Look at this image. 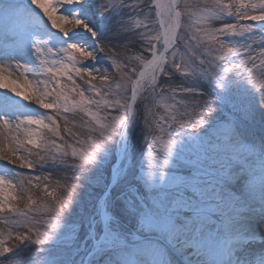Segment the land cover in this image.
<instances>
[{"label": "rangeland", "instance_id": "374dc122", "mask_svg": "<svg viewBox=\"0 0 264 264\" xmlns=\"http://www.w3.org/2000/svg\"><path fill=\"white\" fill-rule=\"evenodd\" d=\"M199 2L203 4V0ZM0 3L18 7L31 20L26 30L19 33L8 31L7 22L0 21V64L10 66L9 79L17 80L23 71L16 69V64L30 69L18 83L27 78L35 84L44 78L33 47L37 41H46L54 51L67 47L68 43L77 44L93 53V58L82 67L96 73H113L111 60L101 48L112 51L127 48L141 53L142 29L135 28V20L156 22L159 19L155 15L154 0L142 3L81 0L78 5H64L58 14L70 18L75 14L91 31L80 28L64 37L58 29L51 28L31 0H0ZM199 15L197 11L191 18L183 17L184 28L194 31L190 26ZM234 22L235 17L224 16L214 23L222 26ZM247 24L253 29L251 33L225 36L223 40L246 49V54L255 55L264 49V22L248 21ZM154 26L158 27V23ZM172 51L177 53L172 57V64L180 63L181 58L187 56L192 72L184 76L172 65H165L167 75L161 73L157 87L175 89L177 99L207 101L214 111L206 123L194 133L188 130L175 136L169 163L163 165L162 146L151 148L152 134L145 123L147 101L138 98L125 131L123 126L109 137L100 138L101 151L83 173L74 166L71 157L49 161L47 166H37L32 172L0 162V177L13 182L18 174L48 175L53 177V183L56 179L63 182L64 177H68L70 183L73 177L78 178L73 202L54 233L51 227L56 223L54 213H30L34 222L39 221L33 232H48L49 241L44 245L25 241L0 256V264H264V249L259 247L264 236L252 228L260 219L256 215L264 212L261 203L264 184L260 180L264 176V102L259 90L264 77L257 70L254 83L250 84L247 73H224L222 66L213 62V56L206 55L200 48H194L193 54H189L182 43L168 52L161 50L166 56ZM232 60L237 62L239 57ZM77 83L86 87L79 79ZM189 89L194 90L191 97L186 94ZM4 92L8 93L0 88V116L15 120L18 116L47 115L30 101ZM92 95L86 93V97ZM116 98L113 95L109 101ZM157 99L160 105L171 102L167 98ZM90 111L97 112V109L90 106ZM97 114L104 123L106 113L101 110ZM70 119L77 136L85 139L88 135L85 121H91V117L75 111ZM168 139L163 137L165 142ZM13 194L21 195L19 190ZM28 196L38 205L52 199L45 197L42 189H31L13 203L26 211ZM186 203L191 210L184 207ZM189 216L194 220L184 227ZM148 217L154 221L174 217L175 223L182 226L181 230L144 228L142 221ZM6 219L17 217L7 211L0 213V232L4 239L10 230L14 235L21 231L5 225ZM8 244L12 246L15 241L8 240Z\"/></svg>", "mask_w": 264, "mask_h": 264}, {"label": "snow or ice", "instance_id": "6c2138e0", "mask_svg": "<svg viewBox=\"0 0 264 264\" xmlns=\"http://www.w3.org/2000/svg\"><path fill=\"white\" fill-rule=\"evenodd\" d=\"M136 2L142 3L143 0ZM80 3L81 0H31V4L43 14L51 28L58 29L64 37H69L77 28L91 31L75 14L71 18L58 14L64 5ZM154 7L158 21L137 19L134 22L135 28L142 29L141 53L131 52L127 48L118 51L101 48L111 60L115 69L113 73H96L82 67L85 61L93 58V53L74 43H68L67 47L58 51L48 47L46 41L35 43L34 51L44 77L39 82L35 81V84L27 78L20 83L17 82L20 77H26L30 71L25 65L16 64V69L23 71L19 73L17 80H12L9 79L10 73H8L10 66L0 64V88L7 89L16 97H22L24 101H30L31 104L45 110L47 114L35 118L18 116L15 120L0 116V162L32 172L37 166L49 161L71 157L74 166L83 173L95 162L97 154L101 151L100 138H107L109 134L125 126L127 119L133 115L139 98L147 101L145 123L152 134L151 148L162 146L163 165H167L176 143L174 137L183 135L188 130L196 132L214 111L207 101L185 100L183 97L177 99L175 89L166 90L157 87L161 73L167 75L165 65H172L177 73L184 76L191 74L189 57H182L180 63L173 65L172 57L177 53L172 51L170 56L164 54L180 43L189 54H193L194 48H200L206 55L213 56V62H218L217 66H222L224 73L236 72L242 75L247 73L250 84L254 83L253 76L257 70L260 76L264 77V49L256 52L255 55L246 54V49L229 45L223 40L225 36H242L251 33L253 29L247 24L248 21L264 22V0H229V2L203 0V4L199 0H168L167 3L154 0ZM197 11L200 15L197 16L196 23L190 26L195 30L185 29L182 18L185 16L191 18ZM224 16L235 17V22L216 26L214 22ZM0 21L7 22L8 31L17 33L26 30L31 23L30 18L18 7L2 3H0ZM154 23H158V27L154 26ZM161 44L164 52L159 51L158 46ZM234 57H239V60L233 62ZM77 79L86 87L78 84ZM217 86H220L219 82ZM259 90L264 102V83L259 85ZM193 91L189 89L186 94L191 97ZM145 92L148 93L146 97L142 96ZM86 93L93 95L86 97ZM113 95L118 98L109 101V97ZM157 97L167 98L171 102L160 105L156 103L159 100ZM90 106H94L97 112L90 111ZM161 107L163 111L159 110ZM101 110L106 113L103 117L104 123L100 122L101 117L97 114ZM75 111L91 117V121H85L88 135L83 140L73 130L75 125L72 124L70 114ZM164 136L169 138L166 142L163 140ZM77 160L79 164L76 163ZM161 175L163 176V173ZM76 179L78 178L73 177L71 179L73 182L70 183L69 178L64 177L63 182L61 179H56L53 183V177L48 175L18 174V179L13 182L0 177V213L7 211L17 217V219H6L3 223L11 229H21L15 235L13 231H8L7 239L2 238L4 234L0 232V256L12 252L25 241L30 240L37 245H44L49 241L51 235L48 232L38 230L33 232L39 221L34 222V217L30 213L41 211L54 213L56 223L51 226L54 233L60 227L61 218L73 202L78 188ZM260 180L261 184H264V176H261ZM31 189L37 191L42 189L44 196L52 199L47 204L38 205L36 200L28 196L29 207L26 211L21 210L13 201L22 199ZM15 190H19L21 195H14ZM32 205L36 207L33 208ZM184 207H189L191 210L187 203ZM193 220L194 217L189 216L183 226L190 225ZM142 226L172 229L175 232H179L182 227L175 223L174 217L162 221H154L148 217L142 221ZM8 240L15 241V244L10 246Z\"/></svg>", "mask_w": 264, "mask_h": 264}, {"label": "bare ground", "instance_id": "6f19581e", "mask_svg": "<svg viewBox=\"0 0 264 264\" xmlns=\"http://www.w3.org/2000/svg\"><path fill=\"white\" fill-rule=\"evenodd\" d=\"M161 2L162 3H167V1L166 0H161ZM80 28H77V29H75L74 31H76V30H79ZM159 47V51L161 52V50H162V48H163V45L161 44V45H159L158 46ZM4 90L5 91H8L7 89H5L4 88ZM5 93V92H4ZM6 95H9V96H14L15 94H13V93H9V91H8V93H5ZM263 205H264V200L261 202ZM258 218H260L259 219V221H258V223L257 224H254L253 225V231H255V232H258V233H260V235H262V236H264V212L262 213V214H257L256 215ZM259 247H261L262 249H264V242L262 243V245H260Z\"/></svg>", "mask_w": 264, "mask_h": 264}, {"label": "water", "instance_id": "95a60500", "mask_svg": "<svg viewBox=\"0 0 264 264\" xmlns=\"http://www.w3.org/2000/svg\"><path fill=\"white\" fill-rule=\"evenodd\" d=\"M127 123H128V122H127ZM127 123L125 124L124 131H125V129H126ZM111 183H112V182H111ZM111 183H110V184H111ZM108 192H109V189L106 190L105 195H104V197L102 198V202H103V204H104L105 197H106V195L108 194ZM102 207H104V206L102 205Z\"/></svg>", "mask_w": 264, "mask_h": 264}, {"label": "trees", "instance_id": "16d2710c", "mask_svg": "<svg viewBox=\"0 0 264 264\" xmlns=\"http://www.w3.org/2000/svg\"><path fill=\"white\" fill-rule=\"evenodd\" d=\"M118 36H124V34H122V35L119 34ZM47 165H48V163L44 164V166H47Z\"/></svg>", "mask_w": 264, "mask_h": 264}]
</instances>
